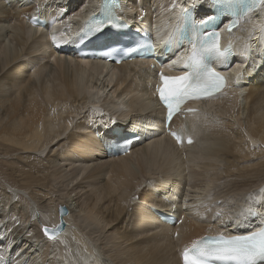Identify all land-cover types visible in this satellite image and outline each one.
I'll use <instances>...</instances> for the list:
<instances>
[{"label": "bare ground", "instance_id": "1", "mask_svg": "<svg viewBox=\"0 0 264 264\" xmlns=\"http://www.w3.org/2000/svg\"><path fill=\"white\" fill-rule=\"evenodd\" d=\"M122 1L120 14L129 23L150 20L178 44L183 38L176 20L200 0ZM35 2L0 0V148L5 156L17 153L5 173L19 187L0 188V204L7 199L0 264H181V252L207 235L241 238L261 231L264 4L230 35L244 62L252 53L257 58L258 50L262 62H249L238 85L241 65L235 64L223 73L234 87L195 105L198 114L174 120L172 128L182 125L180 134L192 131L195 139L176 147L156 135L163 111L150 90L152 62L113 69L61 54V43L75 35L67 26L92 15L98 0ZM43 8L56 10L47 16L52 26L30 27L28 15ZM118 116L122 123L129 118L125 124L147 141L111 159L91 132H104ZM151 127L155 135L149 137ZM162 199L174 202L179 226L169 227L149 211L163 209ZM60 206L68 209L66 227L48 241L41 228L59 225Z\"/></svg>", "mask_w": 264, "mask_h": 264}, {"label": "rangeland", "instance_id": "2", "mask_svg": "<svg viewBox=\"0 0 264 264\" xmlns=\"http://www.w3.org/2000/svg\"><path fill=\"white\" fill-rule=\"evenodd\" d=\"M71 14V13H70ZM264 45V44H263ZM260 46V43H259V45L257 46V47H259ZM254 50V49H253ZM257 54H259V50H258V52H257ZM252 56H251V61H249L250 62V64L252 63V67L254 66V61L255 62H262L261 61V57L258 55V57L257 58H253L254 56H255V54H251ZM257 56V55H256ZM260 59V60H256V59ZM259 62V63H260ZM250 64H249V66L247 67V69H249L250 68ZM264 65L262 64V66H259V67H263ZM264 68V67H263ZM253 78H254V76H253ZM244 88H246V89H248L249 88V86H245ZM243 88V89H244ZM243 95V97H245L246 95H247V91H245L244 92V94H242ZM246 108H247V106H246V102H245V100H243L242 101V103L240 104V111L242 112V118H243V121L245 122V123H247V121H246V116H247V110H246ZM245 109V110H244ZM244 110V111H243ZM4 151H3V149L2 148H0V188H4V189H6L7 190V188H8V190L7 191H11V189H16L17 191H18V189L17 188H19L18 187V185H16V183H15V180L14 179H12V178H10L9 176H7L6 175V173H5V171H6V168H7V166L10 164V161H16V155H17V153H15V154H12V155H7V156H5L4 154ZM3 155V156H2ZM34 157V156H33ZM33 157H31V158H33ZM19 190H21V189H19ZM18 194H20V195H24L25 193H22V192H19ZM18 194H15V195H17L16 197H19L18 196ZM27 194H29V192H27ZM27 194H25V195H27ZM28 196V195H27ZM7 199L5 198V201H4V203H1L0 204V227H2V228H5L4 227V224H7L6 222H7V220L5 219H3V213L4 212H7L6 211V206H5V202H7L6 201ZM137 200V199H136ZM20 204H21V202H19ZM13 205H11V206H8L9 207V209L11 208V207H13L14 206V203H12ZM20 207V205L18 206V208ZM10 215H12V213H10ZM8 229H10L9 227H8Z\"/></svg>", "mask_w": 264, "mask_h": 264}, {"label": "water", "instance_id": "3", "mask_svg": "<svg viewBox=\"0 0 264 264\" xmlns=\"http://www.w3.org/2000/svg\"><path fill=\"white\" fill-rule=\"evenodd\" d=\"M57 212L60 220L59 225H57L54 229H49L47 227H42L41 229L42 235L49 241L54 240L64 231L66 227L63 218L67 216L68 209L66 207L60 206Z\"/></svg>", "mask_w": 264, "mask_h": 264}]
</instances>
